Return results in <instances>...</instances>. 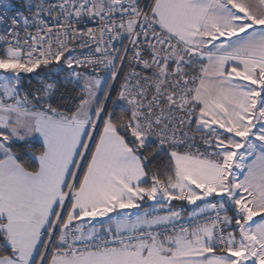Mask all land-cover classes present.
<instances>
[{
    "label": "snow or ice",
    "instance_id": "6c2138e0",
    "mask_svg": "<svg viewBox=\"0 0 264 264\" xmlns=\"http://www.w3.org/2000/svg\"><path fill=\"white\" fill-rule=\"evenodd\" d=\"M0 264H264V0H0Z\"/></svg>",
    "mask_w": 264,
    "mask_h": 264
}]
</instances>
